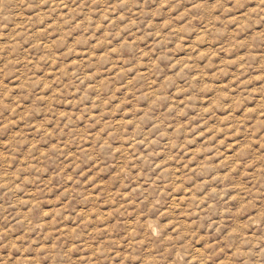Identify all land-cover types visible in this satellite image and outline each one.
<instances>
[{"label":"rangeland","instance_id":"1","mask_svg":"<svg viewBox=\"0 0 264 264\" xmlns=\"http://www.w3.org/2000/svg\"><path fill=\"white\" fill-rule=\"evenodd\" d=\"M239 2L0 0V264H264Z\"/></svg>","mask_w":264,"mask_h":264},{"label":"clouds","instance_id":"2","mask_svg":"<svg viewBox=\"0 0 264 264\" xmlns=\"http://www.w3.org/2000/svg\"><path fill=\"white\" fill-rule=\"evenodd\" d=\"M260 5H261L260 11L254 13V15L256 17H264V0H260ZM236 7H238L239 10L244 11V9H245V7H247V5L241 4L239 2V0H237ZM253 23H255L257 27L264 28V19H258L256 21H254ZM251 26H252V24L250 23L249 27H251Z\"/></svg>","mask_w":264,"mask_h":264}]
</instances>
